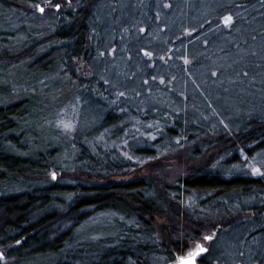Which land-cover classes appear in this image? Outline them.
<instances>
[{
	"label": "trees",
	"instance_id": "16d2710c",
	"mask_svg": "<svg viewBox=\"0 0 264 264\" xmlns=\"http://www.w3.org/2000/svg\"><path fill=\"white\" fill-rule=\"evenodd\" d=\"M100 1L82 5L65 18L60 12L67 0H51L60 5L59 12L54 4L50 6V11L58 14L54 42L48 47L27 46L25 57L19 55L22 49L13 50L11 37L0 42V251L7 252L0 264H159L156 258L172 264L185 250L180 242L168 245L158 240L155 224L160 216L195 226L202 218L216 215L220 227L215 224L213 232L220 233L231 218L244 211L255 212L256 235L264 238V176L225 172L232 161L240 162L243 154L248 158L260 154L264 159L263 68L258 64L250 76L248 65H241L239 58L229 69L231 76L208 85L202 74H206L207 56L212 54H206L208 48L202 46L206 40L196 30L198 53L192 54L191 66L180 59L171 67L158 57L157 66L142 71L132 61L114 75L118 78L114 83L109 73L91 61L94 40L100 43L105 38L103 30L109 20L106 16L103 27L95 15ZM232 1L234 7L248 14L245 17L234 10L233 22L251 34L260 31L246 27L258 14L259 9H252L260 0ZM42 2L0 0V14ZM158 2L150 0V11ZM175 2L180 12L183 10L174 26L177 30L183 20L191 21L194 28L199 24L196 29L202 31L204 26L207 30L215 26L217 20L224 29L223 22L215 17L225 8L221 0L206 3L201 11L200 6L194 9L195 19L186 17L195 1ZM148 14L156 15L135 13L130 8L122 13V21L133 27L138 15L155 29ZM259 22L264 26L262 19ZM177 32L182 39L187 37L186 30ZM115 44H119L118 39ZM223 54L226 57L229 52ZM23 59L34 62L35 69L29 68L33 79L25 72L28 65ZM84 59L92 62L93 74L82 78L72 71L69 78L77 82L75 88L55 97L46 95L50 92L45 90V82L29 90L39 94L23 88L49 76L59 63L69 66ZM243 72L246 78L241 77ZM224 89L237 90L221 97L231 107L214 104L213 91ZM194 91L199 92L197 96L192 95ZM58 101L77 104V108L88 102L95 120L84 128L75 124L70 140L58 138L52 133L62 118ZM234 105L242 111L232 109ZM218 146L223 157L216 168L192 172L174 184L118 179L166 151L187 147L196 160H202ZM67 172L82 177L50 178L52 173ZM249 203L251 207L244 209ZM198 264L214 263L203 255Z\"/></svg>",
	"mask_w": 264,
	"mask_h": 264
},
{
	"label": "rangeland",
	"instance_id": "374dc122",
	"mask_svg": "<svg viewBox=\"0 0 264 264\" xmlns=\"http://www.w3.org/2000/svg\"><path fill=\"white\" fill-rule=\"evenodd\" d=\"M42 1V3H37V5L44 8L43 13H41L36 6L31 5L30 7H22L20 5L16 7L18 9H11L0 14V42L6 37H11L9 40L12 42L11 45L14 47L13 50L16 48L14 51L18 52L22 49V53L19 55H23L24 57L27 53V51L25 52L27 46L32 44L34 45V48H40L45 45L48 47V45L53 43L55 39L54 29L56 28L55 21L57 20L56 18L58 17V14L56 16L54 15V12L50 11L52 10L50 6L54 3L50 4L49 0ZM93 1L94 0H67V2L61 5L63 7V10L60 12L62 13L61 16L66 18L68 13L70 14L82 5L86 6L88 3L91 4ZM175 1L159 0V2L152 8L154 12L149 9L150 0H102L98 2V5H96L95 8V15L98 17L99 23H101L104 27L103 21L106 16L109 20L107 19L103 30V36L105 38L100 40V43L97 38L94 40V57H92L93 59L91 58V61L98 66V68H101V71L107 74L109 73V75L112 76V79H114V83H116L118 79L114 75L118 74V71H123L124 68L127 69V67L131 65L132 61L135 67L141 69L142 71H148V69L152 66H157L156 62L158 61L156 59L158 57H160L161 62H164L166 65L171 67H173L176 63L175 61L180 59H187L188 63L186 64L191 66L194 62L193 59L191 61L192 54L198 53L196 50L197 41H194L195 38L198 37L196 35L197 30L198 35L203 36L202 39L204 38L206 40V42L202 44V46L205 45L208 48L206 54H212V56H207L209 57L206 66L208 71L206 70V74H202L204 75V79L202 80L209 81L208 85H211L212 81L220 83L222 76L224 78L231 76V73H229L232 70L231 67L234 64V61L239 58H242L243 60L241 65L244 67L248 65L246 69L251 71L250 76L258 64L264 71V35H258L260 32H264V26L259 22L261 19L264 21V0H260V2L257 3L253 9L251 7L253 10L252 12L259 9L258 14L255 13L253 15V20L248 22V24L246 21H243V25L247 24L246 27L251 28L252 31L254 29L260 30L255 31L253 34L249 32V29H245L243 31L242 28L234 22H232L229 26H225L223 18L231 16L233 21L236 17L235 11L239 14H244L245 17L248 15L244 11H240V9L236 8V6L234 7L235 2L232 0H221V5H224L225 8L222 6L224 9L218 10L217 16H215L223 22L222 27L224 29L227 27V31L219 28L220 25L217 20H214L215 26H210L209 30H207L204 26L202 28L204 29L203 31L196 29L199 28V24L196 23L195 25H198V27L194 28V25L190 24L191 21L187 22L183 20V24L180 26L182 28L177 30L174 26H177V20L183 10L180 12L179 7L176 5L178 2L176 3ZM192 1L195 2L190 6L191 8H189L186 17L193 16V19H195V15H197V13L194 12L195 14L193 15L194 9L197 10L200 6L201 11L203 6L206 3H210L212 0ZM130 8L133 9L135 13L139 11L143 13H155L156 15L153 17L150 14L148 15H150L149 17H152L150 20L153 21L154 28H157L158 30L155 31L153 27L151 29L147 20L146 22L142 21L138 15H136V19H133V27L130 24L126 26V24L122 21L124 19L122 17V13H125L126 10ZM221 12L223 16L219 17ZM251 13L249 12V14ZM95 21H98L96 17ZM119 23L123 27L120 26ZM156 25L157 27H155ZM172 27L175 29L173 32L171 30ZM116 28H119L120 30L117 31ZM131 28L134 31L130 30ZM183 30L188 32L187 37L184 39H182L180 33L178 34L177 32ZM8 33L11 35H8ZM224 33H226L225 38ZM247 33L251 34L250 38L246 37ZM235 35L238 37L236 38ZM115 37L116 40L118 39L119 44H115ZM232 43L233 47L230 48ZM130 47H132L134 51L129 52ZM225 51L229 52L226 57L223 54ZM146 52H152L151 57L146 56ZM33 60H35V58ZM91 61L87 63L86 59H84L83 62L76 60L69 64V66L59 63L56 69H54L49 76L43 79L38 78L35 85L33 83L32 85L24 86L23 88L29 92L30 89L43 85L45 82L46 85L44 88L46 87L45 90H49L50 92L46 95H52L55 97L57 93L68 91L72 87L75 88L77 82L72 80L73 77L71 79L69 78L72 71L75 76H81L82 78H86L90 76V74H93ZM22 63H26L28 65L27 68L24 66L26 68L25 72L29 73L28 77L33 79L34 77L31 76L29 68L35 69L34 62L30 59H25ZM229 69L231 70L229 71ZM23 77L24 76H22L21 79H23ZM241 77L246 78L244 72L241 74ZM197 92L198 91L192 92V95L197 96L199 93ZM236 92V89H224L222 92L213 91L212 94H214V96L212 97L215 101L214 104H224L226 107H231L228 105L229 101H226L225 99L222 100L221 97H223L224 94L231 95ZM32 94L39 93L34 90ZM234 104H239V102L235 101ZM57 107L60 108L59 111L62 118H58L57 120L58 128H54V131H51L52 133L55 132L58 138L70 140L76 130L75 124L84 128L87 124H90L95 120L88 102L84 104L82 103V105L77 108V104L71 103L69 105L68 102L63 103L62 101H58ZM58 108H55L54 110H58ZM233 108L238 112L242 111L238 106L234 105L232 109ZM216 109L220 112L222 111L220 108ZM64 124H70L71 128L69 130H65ZM186 148L187 147H182L177 148L174 151H166L167 153L163 152L160 154V158L148 161L118 179H146L156 183L160 182L163 185L174 184L192 172H199L208 167L216 168L217 162L222 161L221 158L223 156L220 151L222 148H220V146L216 148L214 147L213 150L210 151V154L205 156L202 160H196L192 155L191 148ZM211 156L212 158L209 161ZM245 157L247 156L243 154L240 162L232 161L230 166L228 165L229 169H226L225 172L234 175H253L248 165L254 162L257 163V166H259L262 171H264V159H262L260 154L255 157V161H253L254 157H247V160H245ZM52 174L50 177L51 179ZM55 175L56 178L64 177L71 180L81 179L82 177L81 175H75L72 172H67L65 175L55 173ZM253 176L260 177L261 175ZM64 178H62V180ZM251 205L252 204L250 203L246 204V208L244 209H248ZM244 212L243 214L231 218L224 225H222L221 227L224 228V232L221 231L220 233L219 231L218 233H216L217 231L213 232L215 224L218 223L216 215H214L212 219L202 218L203 221L199 222L201 224L195 226L186 221L183 222L181 220L178 222L175 218L168 219L167 217L160 216L157 217L155 229L158 240L162 243L165 242L169 245L172 241L180 242L182 248L184 247L185 250L183 255H186L187 252L194 247L193 242L195 241L202 243L204 247L208 249V251L203 255L207 258V261H211L214 264H264V238L261 239V236L256 235L258 230L254 227L257 214L255 212ZM218 225L220 227L219 223ZM228 225H230V228L227 229ZM214 233H216V235H214ZM205 235H211L213 236V239L211 241H205L203 240ZM241 253H243V255H241ZM0 254H3L4 259L5 256H7V252L0 251ZM176 256L175 258L181 256V254L177 257ZM201 256L198 259H200ZM156 259L155 260L159 264H164L165 262L161 261L159 258ZM173 263H175V261Z\"/></svg>",
	"mask_w": 264,
	"mask_h": 264
},
{
	"label": "snow or ice",
	"instance_id": "6c2138e0",
	"mask_svg": "<svg viewBox=\"0 0 264 264\" xmlns=\"http://www.w3.org/2000/svg\"><path fill=\"white\" fill-rule=\"evenodd\" d=\"M49 3L51 4V0H49ZM53 7H55L57 9V11H59L60 9V5L59 4H54L52 5ZM36 7L38 8V10L43 13L44 12V8L41 7L40 5H36ZM223 22L225 24V26H229L232 24V17L231 16H226L223 18ZM146 56L151 57V53L146 52L145 53ZM185 63H188L187 59H185ZM245 75H247V73H245ZM121 95H123V93H121ZM64 128L65 130H69L71 128L70 124H64ZM248 158L245 157V160H247ZM253 161H255V158H253ZM248 167L251 169V172L253 175H261L264 176V171L261 170V168L259 166H257V163H250L248 165ZM52 178L56 179V175L55 173L52 174ZM213 239V236L211 235H205L203 237V240L205 241H211ZM194 243V247L187 252L186 255H181L178 256L175 260V264H197V257L201 256L203 253L207 252V248L204 247V245L202 243L199 242H193ZM241 255H243V253H241ZM3 254H0V260H3Z\"/></svg>",
	"mask_w": 264,
	"mask_h": 264
},
{
	"label": "water",
	"instance_id": "95a60500",
	"mask_svg": "<svg viewBox=\"0 0 264 264\" xmlns=\"http://www.w3.org/2000/svg\"><path fill=\"white\" fill-rule=\"evenodd\" d=\"M207 251H208V250H207ZM205 253H206V252H205ZM205 253H203V254H205ZM203 254H202V255H203ZM199 257H200V256H199ZM199 257H197V264H198V260H199L198 258H199ZM173 264H175V263H173Z\"/></svg>",
	"mask_w": 264,
	"mask_h": 264
}]
</instances>
